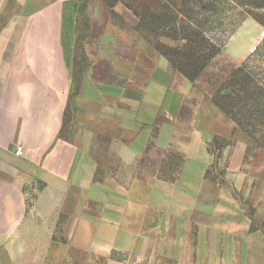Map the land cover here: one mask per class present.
Listing matches in <instances>:
<instances>
[{"label": "crops", "instance_id": "0c3cea01", "mask_svg": "<svg viewBox=\"0 0 264 264\" xmlns=\"http://www.w3.org/2000/svg\"><path fill=\"white\" fill-rule=\"evenodd\" d=\"M197 89L98 0H0V264H264Z\"/></svg>", "mask_w": 264, "mask_h": 264}, {"label": "rangeland", "instance_id": "374dc122", "mask_svg": "<svg viewBox=\"0 0 264 264\" xmlns=\"http://www.w3.org/2000/svg\"><path fill=\"white\" fill-rule=\"evenodd\" d=\"M98 1L114 36L166 57L217 107L214 147L228 161L239 157L254 180L252 196H264V0ZM254 214L264 227V204Z\"/></svg>", "mask_w": 264, "mask_h": 264}, {"label": "trees", "instance_id": "16d2710c", "mask_svg": "<svg viewBox=\"0 0 264 264\" xmlns=\"http://www.w3.org/2000/svg\"><path fill=\"white\" fill-rule=\"evenodd\" d=\"M244 66H245V64L242 67H239L238 72H237L238 74L244 72V68H243ZM245 76H247V74L242 75V77L240 78V83H242L241 79H244ZM186 77L191 80V77L189 75H186ZM192 81H194V80H192Z\"/></svg>", "mask_w": 264, "mask_h": 264}, {"label": "built area", "instance_id": "2783aa9c", "mask_svg": "<svg viewBox=\"0 0 264 264\" xmlns=\"http://www.w3.org/2000/svg\"><path fill=\"white\" fill-rule=\"evenodd\" d=\"M256 49H257V45L255 44L254 47H253V49H252V51H255ZM18 152L19 153H22V148H19L18 149Z\"/></svg>", "mask_w": 264, "mask_h": 264}]
</instances>
